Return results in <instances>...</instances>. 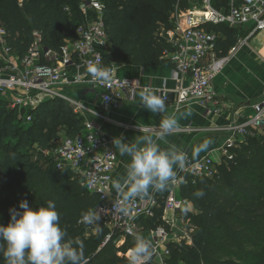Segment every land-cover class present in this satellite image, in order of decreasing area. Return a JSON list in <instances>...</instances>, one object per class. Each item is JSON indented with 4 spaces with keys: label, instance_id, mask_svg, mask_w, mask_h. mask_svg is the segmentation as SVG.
Listing matches in <instances>:
<instances>
[{
    "label": "trees",
    "instance_id": "obj_1",
    "mask_svg": "<svg viewBox=\"0 0 264 264\" xmlns=\"http://www.w3.org/2000/svg\"><path fill=\"white\" fill-rule=\"evenodd\" d=\"M79 4L80 0H0V26L8 46L23 56L37 32L46 48L59 50L75 37L81 22ZM102 4L108 38L104 66L170 64L164 56L168 45L159 34L162 28H171L169 18L176 8L187 12L188 0H110ZM141 10L152 14L146 23L133 17ZM214 30L221 34L218 57L224 58L236 45L239 32L226 27ZM67 106L60 99L44 101L30 112L32 122L27 129L11 133L9 119H2L6 110L0 108V225L9 223L10 208L22 211L21 201L32 208L53 201L68 238L83 242L87 264H127L133 238L119 245L121 236L115 233L106 241L109 232L103 225V232L97 234L95 225L82 222V214L95 210L100 198L87 191L80 175L58 169L51 155L63 124L69 126L66 137L77 135L83 126V118L74 116ZM1 133L13 140L6 141ZM217 169L214 179L188 176L180 186V197L194 209L188 215L193 231L189 242L169 245L165 264H264V134L251 130L228 155L221 156ZM197 190L205 195L196 198ZM168 193L169 189L163 191L160 211L145 222V228L161 225L169 229L161 220ZM0 264H5L2 257Z\"/></svg>",
    "mask_w": 264,
    "mask_h": 264
},
{
    "label": "built area",
    "instance_id": "obj_2",
    "mask_svg": "<svg viewBox=\"0 0 264 264\" xmlns=\"http://www.w3.org/2000/svg\"><path fill=\"white\" fill-rule=\"evenodd\" d=\"M79 9L83 21L76 26L75 37L57 51L46 48L40 35L34 32L26 54L19 56L8 46L6 32L0 26V97L6 98L26 124L32 122L30 112L44 101L56 99L65 101L76 115L83 118L80 132L61 138L51 155L58 169L68 168L80 175L87 191L99 196V223L109 232L106 241L117 233L121 236L119 245H122L127 238H133L129 229L135 234L145 235V222L155 219L160 205L156 197H136L126 205V214L114 215L113 201L116 196L112 193V181L118 156L96 119H106L104 115L109 111L134 102L140 85L136 81L120 78L113 66H105L111 69V79L106 83L94 82L90 75L85 74L88 61L104 66L108 38L102 2L83 1ZM170 18L173 20L171 28H162L160 35H166L163 40L168 48L164 56L173 67L175 88H161L159 95H166V106L174 109L197 104L209 110L214 97L212 82L222 74L249 37L264 33V0H188L187 12L182 14L176 8ZM215 27L247 30L249 37L239 40V46H234L226 57L220 58L217 46L221 34L214 30ZM74 89L80 90L77 98L65 94ZM88 96L100 99L101 112L85 103L84 98ZM262 122L264 99L253 106V116L245 123L231 127L232 136L219 154H209L195 161L187 158L176 182L169 185L161 212L174 213L189 206L190 203L178 193L186 177L216 178L221 156L228 155L234 148L237 143L235 138L245 139L251 130L261 128ZM214 155H218V163ZM174 235L172 230L161 225L151 231L156 253L150 263H166L170 257L169 245L177 243Z\"/></svg>",
    "mask_w": 264,
    "mask_h": 264
},
{
    "label": "clouds",
    "instance_id": "obj_3",
    "mask_svg": "<svg viewBox=\"0 0 264 264\" xmlns=\"http://www.w3.org/2000/svg\"><path fill=\"white\" fill-rule=\"evenodd\" d=\"M85 74L92 81L106 83L111 79V69L99 62L88 61ZM157 90L145 87L139 92L140 106L153 114L161 113L166 107V95H157ZM186 115H191L189 110ZM179 127L177 118L169 116L159 123L160 132L155 136H136L124 142V136L113 138L112 144L120 156L130 157L125 174L112 181L116 199L113 201L114 215L127 213L126 205L136 197L149 195L150 190L162 191L177 180L176 169L184 168L186 153L177 145L162 148L158 141L168 144L167 137ZM211 140H204L193 150V157L208 149ZM205 195L203 190L194 192L196 198ZM19 209L10 208V221L0 225V257L5 264H87L82 241L68 238V233L60 224V214L53 201L47 206L32 208L21 201ZM82 222L95 225L100 234V210H89L82 214ZM133 236V246L128 250L127 264H150L156 249L151 239L138 235L129 229Z\"/></svg>",
    "mask_w": 264,
    "mask_h": 264
},
{
    "label": "crops",
    "instance_id": "obj_4",
    "mask_svg": "<svg viewBox=\"0 0 264 264\" xmlns=\"http://www.w3.org/2000/svg\"><path fill=\"white\" fill-rule=\"evenodd\" d=\"M238 32L239 34L245 33L244 39L249 37L247 30H239ZM257 36H261L257 46H260L262 39L264 42V33H257L249 37L245 46L243 45L237 50V55L235 54L236 56L229 61L222 74L212 82L214 97L212 107L209 110L197 104H190L180 109L166 106L163 112L153 114L140 106L139 92L147 87L157 90L156 94L159 95L161 88L170 90L175 88V82L172 79L173 67L168 63L147 67L112 64L111 66L114 67L120 78L138 82L140 89L135 93L134 102L125 103L119 108L109 111L104 115L106 119H96L102 133L111 142L113 138L119 137L121 134L124 136V142L131 141L136 136L151 135L155 137L161 131L159 128L160 121L174 115L178 120L179 127L167 137L168 144L158 141L162 148L175 144L186 153L188 159L193 161L209 154H219L232 136L231 127L245 123L253 116V106L264 99V49L259 48L260 50L257 52L258 47L252 43ZM68 92L72 98H77L80 94L79 89ZM84 101L96 111L101 112L100 99L88 96L84 98ZM189 110L191 115H186ZM206 139L212 141L208 149L193 157L192 150ZM235 139L237 141L242 140L240 137ZM111 147L118 156V165L113 174V180H116L124 176L130 157L120 156L118 149L112 143ZM179 171L180 168H177V176ZM167 189L170 190V186L164 190ZM164 190H150L149 195L144 196V198L156 197L160 203ZM112 193L116 196L113 187ZM186 208V210L194 212L191 204ZM174 216L171 211L161 212L162 221L167 223L172 231L176 227L175 223L178 224L179 222ZM144 237L151 239V233L146 231Z\"/></svg>",
    "mask_w": 264,
    "mask_h": 264
},
{
    "label": "rangeland",
    "instance_id": "obj_5",
    "mask_svg": "<svg viewBox=\"0 0 264 264\" xmlns=\"http://www.w3.org/2000/svg\"><path fill=\"white\" fill-rule=\"evenodd\" d=\"M85 2V1H87V0H80V2ZM102 3H104V4H106L108 1H110V0H100ZM78 14H79V17H80V20H81V22L83 21V15H82V13H81V11H80V9H79V12H78ZM90 16H93L92 14L90 15ZM133 17L135 18V19H137L138 21H140L141 23H146V22H148L150 19H151V17H152V14H151V12H149L148 10H141V11H137V12H135L134 14H133ZM172 19L171 18H169V23H172ZM161 34V33H160ZM159 34V37L160 38H162V39H164L165 37H166V35L165 34H162V36ZM256 35V34H255ZM245 33H240L239 34V37L237 38V43H236V45L235 46H239V40H243L245 37ZM248 36V35H247ZM260 37L261 36H257V37H255L254 38V40L252 41V43L253 44H255V46H257L256 44H257V42L259 43L260 42ZM263 40V39H262ZM261 40V44H260V46H257L258 48V51L257 52H259V50L261 49V48H263V41ZM245 46V45H244ZM242 47V46H241ZM260 48V49H259ZM246 49H248V48H246ZM249 52H250V50H249ZM237 55V54H236ZM235 55V56H236ZM234 56V57H235ZM233 57V58H234ZM259 63H261V61H258ZM65 94L67 95V96H69L70 94H69V92L67 91V92H65ZM6 98H2V97H0V108L3 110V109H5L6 110V112H5V115H3V117H2V119H4V117H7L8 119H9V121H8V124H9V133H11L10 131L12 130V131H14V130H18V129H27L28 127H29V125L28 124H26L25 122H24V120H23V117H19V114H18V112L17 111H15V110H13L12 108H11V106H10V104H9V102L7 101V100H5ZM67 109H69V111H71L72 112V114L74 115V116H77V117H79L78 115H76L75 113H74V110H73V108H71L70 107V105H68L67 106ZM262 125L263 126H261L262 128H259L258 130H257V133H259V135L260 134H264V122H262ZM14 129V130H13ZM67 129H69V126L68 125H65V124H63L62 125V128H61V130L59 131V139H63L66 135H67ZM1 135L4 137V133H1ZM5 138V140L6 141H9L10 139L11 140H13V138H12V136H5L4 137ZM58 139V141H60ZM58 141H55L54 142V145H53V151L57 148V146H58ZM214 159L216 160V163H218L220 160H219V157H218V155H214ZM187 208H185V209H183V210H181V211H177V212H174V218H176L179 222H178V224L177 223H175V225H176V227H175V229L173 228V233L175 234L174 236H175V240H177V243L178 242H181V241H190V236H191V233H192V227H191V223H190V219L188 218V215L190 214V213H193V211H191L190 212V210H186ZM149 228H151V225H148L147 226V228H145L146 230L145 231H148V233H151V231H153V229H149ZM177 238V239H176Z\"/></svg>",
    "mask_w": 264,
    "mask_h": 264
},
{
    "label": "water",
    "instance_id": "obj_6",
    "mask_svg": "<svg viewBox=\"0 0 264 264\" xmlns=\"http://www.w3.org/2000/svg\"><path fill=\"white\" fill-rule=\"evenodd\" d=\"M150 264H153V263H150Z\"/></svg>",
    "mask_w": 264,
    "mask_h": 264
}]
</instances>
